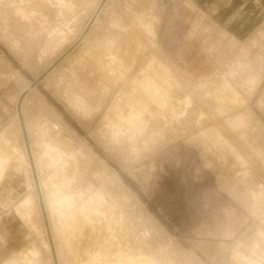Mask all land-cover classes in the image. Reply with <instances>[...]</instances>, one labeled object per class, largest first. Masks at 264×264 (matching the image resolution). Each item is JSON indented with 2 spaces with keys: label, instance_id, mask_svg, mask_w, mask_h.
I'll use <instances>...</instances> for the list:
<instances>
[{
  "label": "rangeland",
  "instance_id": "374dc122",
  "mask_svg": "<svg viewBox=\"0 0 264 264\" xmlns=\"http://www.w3.org/2000/svg\"><path fill=\"white\" fill-rule=\"evenodd\" d=\"M205 92L230 107L210 102L219 119L186 131ZM248 112L262 143L231 146L255 157L197 140ZM263 159L264 0H0V264H257ZM63 185L131 222L126 258L98 256L103 233L79 216L55 220Z\"/></svg>",
  "mask_w": 264,
  "mask_h": 264
},
{
  "label": "bare ground",
  "instance_id": "6f19581e",
  "mask_svg": "<svg viewBox=\"0 0 264 264\" xmlns=\"http://www.w3.org/2000/svg\"><path fill=\"white\" fill-rule=\"evenodd\" d=\"M196 89V88H195ZM194 88H193V90H195ZM212 93V92H211ZM211 93H209V92H205V93H202V94H199V97H200V103L202 104V106L200 107V106H198L195 110H193L192 111V113H191V116H195L194 114L196 113V117H195V119H191L190 121H191V123H188V124H190L189 126L187 125L186 127H185V130L186 129H188L189 131H191V132H195L196 130H202V126H204V125H206L207 124V122L209 121V120H218L219 119V117H220V115H219V113L218 112H215L214 110H213V107H214V105H217L216 103V101H219L220 102V104H223V105H225L226 106V108H227V106L228 107H230V103L227 101L228 100V96H219V95H217L216 96V98L215 99H211L212 98V95H211ZM214 94V93H213ZM228 94V93H227ZM230 94V93H229ZM233 94V93H232ZM231 95V94H230ZM230 97V96H229ZM234 97V96H233ZM236 97H234V99H235ZM207 99V100H206ZM233 99V98H232ZM233 99V100H234ZM210 102H212V105H213V107L210 105ZM262 103V102H261ZM184 104L186 105V107H187V109H188V107H189V105H190V100H188V97L186 96V98H185V100H184ZM200 104V105H201ZM224 106V107H225ZM232 107V106H231ZM219 108H220V106H219ZM233 109V108H232ZM236 110V109H235ZM246 116L245 117H243V118H241V116H236V117H233L232 119H229V121H225V122H222V124L221 125H219L218 127H215V128H218V129H215V130H210V131H202V134L197 138V140H199L200 142H201V144H203L204 146H205V148L210 152V153H212V154H215L214 153V150H213V147L214 146H217L216 148H217V150L218 151H220L222 154H224L225 153V150H229V154H228V158L227 159H231L232 157H234V159L238 162V161H240V160H247V159H249L248 157H250L251 158V156H254V154L252 153V154H241V152H240V149L241 148H239V149H237V150H235L232 146H234V145H239V141L241 140V141H243V142H245L246 140H249L250 142H253V143H256L255 141H257V139L261 142V139H259L258 138V136H257V131L258 132H260V131H262V129H261V126H262V124L251 114V113H246L245 114ZM166 116V115H165ZM167 118V117H166ZM167 120V119H166ZM168 121V120H167ZM186 121V120H185ZM189 121V122H190ZM253 121H255V124H254V122ZM216 122V121H215ZM106 123V122H105ZM183 123V122H182ZM219 123V122H218ZM185 124H187V123H185ZM163 125H165V124H163ZM215 125V124H214ZM210 128V127H209ZM184 129V128H183ZM208 129V128H207ZM213 129H214V127H213ZM170 130V129H169ZM184 130V131H185ZM249 130V131H248ZM187 131V130H186ZM172 132V131H171ZM175 135V134H174ZM218 135L220 136V137H218ZM238 137L237 139L235 138V137ZM219 139H218V138ZM227 142H229V143H227ZM259 143V142H258ZM262 143V142H261ZM232 145V146H231ZM246 144H244L243 146H245ZM48 146H50L51 147V145L50 144H48ZM245 147H247V145L245 146ZM215 149V148H214ZM245 149V148H244ZM247 149H248V147H247ZM216 150V149H215ZM242 150V149H241ZM249 151V150H248ZM218 154V153H217ZM257 156V155H256ZM227 157V156H226ZM255 157V156H254ZM221 158V157H220ZM226 159V158H225ZM228 160V161H229ZM4 162V161H3ZM56 163H57V161H56ZM247 163H248V165H250V166H252L254 169H257V170H259L257 167H256V164L255 163H252V162H249V161H247ZM261 164H262V166H264V159H263V162H261ZM260 171V170H259ZM247 172V171H246ZM245 172V174H244V177L245 178H249L251 175L249 174V173H246ZM19 176L21 177L22 176V174L21 173H19ZM69 176V175H68ZM65 177V176H64ZM63 177V178H64ZM66 178H67V176H66ZM66 178H65V180H66ZM58 180H59V177H58ZM68 180H70V179H68ZM263 180H264V178H263ZM10 181V180H9ZM73 181V180H72ZM12 182V181H11ZM59 182V181H58ZM57 182V183H58ZM74 183V182H73ZM5 184V183H4ZM59 184H60V182H59ZM59 184H57V185H59ZM65 184V183H64ZM9 185V184H8ZM67 185V184H66ZM69 185V184H68ZM78 185V184H77ZM62 186V185H61ZM81 187V186H80ZM84 187V186H83ZM2 188V187H1ZM57 189V188H56ZM63 190V193H61V195L62 196H60V198H58V199H53L52 198V196H50L49 198H50V202H49V204H50V207H53V204L55 203V202H58L60 205H59V207L57 208V213H56V217L54 216V218H55V220L57 221V222H59V224H61V226H65L67 223H69L71 220H74V219H76L77 218V216H79V218H80V220L82 219V221H84V224H85V222L87 221V224H88V222H90L89 223V225H90V229L93 231H95V233H96V231H99V232H101L102 231V233H103V237L101 238V237H99L100 236V233L99 234H97V235H99L98 237L99 238H101V239H103L104 240V242L105 243H107V244H105L104 242V245H102V247H101V251H100V254L98 255V256H100L101 254H103L104 256H109V255H111V254H119L120 256H122V255H124V257H125V254H124V251H123V244H122V242H125V243H127L126 241H124V239H125V237L124 236H122V231L124 230V231H127V232H132V231H130V230H132V229H129L130 227H129V225H131V222H128V221H126V222H120L119 223V227L116 229V228H113V223H111L112 221H110L109 222V213L106 211V209H108L107 208V206H106V208L105 209H103V207H102V205H101V199L99 198L98 199V197H96L98 200H96V198H95V204H94V206L93 207H90V208H86V207H84V208H82V207H76V205H75V202H74V198L72 197V196H69V195H66V194H64L65 193V190H64V185H63V188H62ZM70 189H71V187H70ZM73 189V188H72ZM2 190V189H1ZM263 190H264V188H263ZM53 191V190H52ZM55 191V190H54ZM80 191V190H79ZM261 191V190H260ZM49 192H50V190H49ZM67 192H69V190L67 191ZM77 193H79V192H77ZM80 193H82V192H80ZM54 194V193H53ZM70 194L72 195V193L70 192ZM87 194V193H86ZM103 194V193H102ZM54 196H57V195H55L54 194ZM80 196V195H79ZM94 197V196H93ZM101 197V196H100ZM88 198V197H87ZM78 199V198H77ZM56 200V201H55ZM104 200V199H103ZM90 201V200H89ZM264 201V200H263ZM9 202H10V199L9 198H6V199H0V210L4 207V206H7L8 204H9ZM43 202H44V200H43ZM87 202V201H86ZM113 202V201H112ZM83 203V202H82ZM89 203V202H88ZM81 204V203H80ZM79 204V205H80ZM87 203H84V205L85 206H88V204L86 205ZM83 205V204H82ZM83 205V206H84ZM92 205V204H91ZM108 205V204H107ZM58 206V205H57ZM81 206V205H80ZM112 206H114V205H111V207ZM27 207H28V201H26V200H24L20 205H19V207H18V209L19 210H21V208H23L24 209V211L25 212H27ZM55 207V206H54ZM22 209V210H23ZM52 209V208H51ZM110 209H113V208H110ZM109 209V210H110ZM114 210V209H113ZM23 211V212H24ZM110 212H111V210H110ZM115 213V212H114ZM22 214V213H21ZM91 214H95V215H101V216H103L104 217V219H105V221H107L108 223H102L103 224V226H104V224H107L108 226H105L104 228L102 227L101 228V226L99 227L97 224L98 223H95L94 221H92V220H94V219H92V217H91ZM111 216H112V214H110ZM120 215H122V214H120ZM124 215V214H123ZM10 216H16V213L14 212V211H11V213H10V215H9V217ZM25 216V215H24ZM125 216V215H124ZM93 218H95V217H93ZM99 218H100V216H99ZM115 218V217H114ZM125 218V217H124ZM26 220V219H25ZM97 220V219H96ZM103 220V219H102ZM124 220V219H123ZM127 220V219H126ZM81 221V222H82ZM104 221V220H103ZM28 222V221H27ZM72 222V221H71ZM70 222V223H71ZM74 222V221H73ZM118 222V221H117ZM100 223V222H99ZM116 223V222H115ZM76 224V223H75ZM86 224V225H87ZM101 223H100V225H102ZM111 224H112V226H111ZM71 225H73L72 223H71ZM89 225H88V227H89ZM128 225V226H127ZM260 225L262 226V228L261 229H259V236L260 235H263L264 233H260V232H263L264 231V212L262 213V216L260 217ZM67 227H69L70 228V230H72L71 228L73 227H70V226H68L67 225ZM66 227V228H67ZM65 228V227H64ZM68 228V229H69ZM89 229V230H90ZM91 230H90V232H91ZM126 232V233H127ZM94 233V234H95ZM125 235V234H124ZM129 235H130V233H129ZM132 236V235H131ZM86 237V236H85ZM124 237V238H123ZM249 236H244V238H243V240H245L244 241V243L246 242L247 243V241H248V239L250 238H248ZM91 239V238H90ZM97 239V238H96ZM94 240V239H93ZM88 241V240H87ZM99 241H102V240H99ZM242 241V240H241ZM94 242H96V241H94ZM130 244H131V242L130 241H128ZM89 243V242H88ZM98 243V242H97ZM100 243V242H99ZM139 243V242H138ZM91 244V243H90ZM86 245H89V244H87L86 243ZM98 245V244H97ZM126 245V244H125ZM91 246H92V244H91ZM96 246V245H95ZM98 246H101L100 244L98 245ZM97 246V247H98ZM128 246V245H127ZM133 246V245H132ZM246 246V245H245ZM245 246H243V247H245ZM88 247V246H87ZM142 247V246H141ZM72 248V247H71ZM89 248V247H88ZM95 248V247H94ZM134 248V247H133ZM143 248V247H142ZM96 249H99V248H96ZM138 249V248H137ZM89 250H91V249H89ZM98 251V250H97ZM133 251H135V250H133ZM264 252V248H262L260 245H258L257 246V248H255L254 250H253V254H255L256 252ZM90 251H88V253H89ZM135 253H138V252H135ZM165 254H167L164 258V261H167V259H169L170 258V256H169V253H168V251H167V249L165 250V252H164ZM132 254H134V252L132 253ZM88 255V254H87ZM130 255V254H129ZM144 255V254H143ZM154 255H155V253H152V254H147V255H145L144 257H147V259L146 260H148V259H151L152 257H154ZM127 256V255H126ZM137 256H139L138 254L136 255V257H134L133 256V259L135 258H137ZM237 256H238V253H236V251L234 252V258L236 259V260H238V258H237ZM240 259H239V262H241V261H243L245 264H255L254 263V260H253V258H247V256L245 255V253L244 252H242L240 255ZM254 256V255H253ZM95 257H96V255H95ZM95 257H93V258H95ZM123 257V256H122ZM140 257H142L143 258V256H140ZM139 257V258H140ZM126 258V257H125ZM82 259V258H81ZM129 260H130V258H128ZM127 259V260H128ZM144 259L145 258H143L142 260L144 261ZM90 260H92V259H90ZM139 260V259H138ZM137 259H136V263H134V262H132L131 264H148V262H146V261H144L145 263H143V261L141 262V263H138V262H140V261H138ZM259 260V259H258ZM133 261V260H132ZM149 261V260H148ZM151 261H152V259H151ZM163 261V260H162ZM87 262H92V261H87ZM87 262H86V264H87ZM130 262V261H129ZM153 262V261H152ZM154 262H156V260L154 259ZM104 263V262H103ZM123 263V262H122ZM151 263V262H150ZM158 263V262H157ZM156 263V264H157ZM85 264V263H84ZM94 264H96V263H94ZM130 264V263H129ZM159 264H161V263H159ZM163 264H164V262H163ZM257 264H264V256L262 257V260H259L258 261V263Z\"/></svg>",
  "mask_w": 264,
  "mask_h": 264
},
{
  "label": "water",
  "instance_id": "95a60500",
  "mask_svg": "<svg viewBox=\"0 0 264 264\" xmlns=\"http://www.w3.org/2000/svg\"><path fill=\"white\" fill-rule=\"evenodd\" d=\"M74 48H72V50H73ZM72 50H70L69 51V53L72 51ZM69 53H67L66 55H64V57H62V59H64ZM62 59H60V60H62ZM60 60L54 65V66H56V65H58L59 64V62H60ZM50 72V70L47 72V73H49ZM41 80H39L38 82H37V84L40 82ZM36 84V85H37Z\"/></svg>",
  "mask_w": 264,
  "mask_h": 264
}]
</instances>
